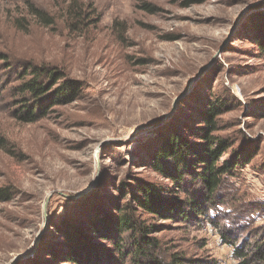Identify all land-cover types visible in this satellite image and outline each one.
<instances>
[{"label":"rangeland","instance_id":"374dc122","mask_svg":"<svg viewBox=\"0 0 264 264\" xmlns=\"http://www.w3.org/2000/svg\"><path fill=\"white\" fill-rule=\"evenodd\" d=\"M73 1L95 11L76 31L66 26ZM141 1L152 12L136 5ZM186 2L0 0V185L14 189L0 203V264L24 255L22 264L46 261L61 241L59 221L111 209L132 177L171 187L148 159L169 137L196 126L210 101L224 103L217 134L244 145L242 155L251 159L227 178L224 203L209 214L220 226L238 225L239 239L264 229V56L248 39L249 18L264 0ZM34 8L53 23L44 24ZM29 62L64 69L83 89L71 103L22 123L12 108L18 73ZM183 188L195 190L189 182ZM156 223L165 226L151 235L167 253L181 252L186 264H236L205 218ZM108 248L105 264H134Z\"/></svg>","mask_w":264,"mask_h":264},{"label":"trees","instance_id":"16d2710c","mask_svg":"<svg viewBox=\"0 0 264 264\" xmlns=\"http://www.w3.org/2000/svg\"><path fill=\"white\" fill-rule=\"evenodd\" d=\"M204 1L187 0L186 4ZM136 5L147 12L153 10V5L146 1ZM34 9L44 24L53 23L43 10ZM86 9L77 1L67 6V29L80 30V24L93 19V6ZM249 21L253 22L254 29L248 39L258 54L264 56V2L259 3ZM17 80L12 115L22 123H33L47 116L53 107L71 103L83 89L81 80L49 64L29 62L19 71ZM222 105L223 102L220 105L211 101L205 103L196 126L172 135L150 155L147 166L168 180L171 187L139 177L130 178L117 190L122 193L121 202L114 203L111 209L95 208L79 221H59L55 225L61 237L57 248L47 251L46 261L34 264H105L103 245L110 247L107 252L116 253L119 258L129 257L134 264H186L187 259L181 252L167 253L160 239L151 234L165 226L156 221L189 223L199 218L208 220L218 232L221 243L231 247L236 264H264V229L239 239L238 225L220 226L218 219L215 221V216L209 214L216 204L224 203L219 195L229 186L227 178L235 176L251 159L242 155L244 145L235 146L229 138L217 134ZM4 142L0 138L1 146ZM187 182L194 185V191L183 188ZM13 195L12 186L0 185V203L10 201ZM142 214L155 221L147 223L148 219ZM40 246L41 240L38 248ZM22 262L25 261L13 264Z\"/></svg>","mask_w":264,"mask_h":264},{"label":"water","instance_id":"95a60500","mask_svg":"<svg viewBox=\"0 0 264 264\" xmlns=\"http://www.w3.org/2000/svg\"><path fill=\"white\" fill-rule=\"evenodd\" d=\"M208 68V65H206V66H203L201 69H200V71L198 72V74H197V76L195 77V78H193L190 82H189V84H188V86H187V88H186V90L184 91V92H182L176 99H175V101L174 102H177L178 100H180L190 89H191V87L197 82V80L200 78V76L202 75V73L206 70ZM45 231V230H44ZM44 233V232H43ZM42 233V234H43ZM39 239H40V237H39V235H38V237H37V239H36V246H37V244H38V242H39ZM27 256L26 255H24V256H18V257H15L9 264H13L14 262H16V261H18V260H21V259H24V258H26Z\"/></svg>","mask_w":264,"mask_h":264}]
</instances>
